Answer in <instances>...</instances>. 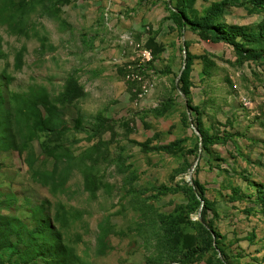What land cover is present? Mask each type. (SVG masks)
Returning <instances> with one entry per match:
<instances>
[{
    "label": "rangeland",
    "instance_id": "374dc122",
    "mask_svg": "<svg viewBox=\"0 0 264 264\" xmlns=\"http://www.w3.org/2000/svg\"><path fill=\"white\" fill-rule=\"evenodd\" d=\"M223 4L231 43L174 24ZM36 218L73 264H264V0H0V264Z\"/></svg>",
    "mask_w": 264,
    "mask_h": 264
},
{
    "label": "trees",
    "instance_id": "16d2710c",
    "mask_svg": "<svg viewBox=\"0 0 264 264\" xmlns=\"http://www.w3.org/2000/svg\"><path fill=\"white\" fill-rule=\"evenodd\" d=\"M224 6V4L216 6V10L210 12L206 18V21L201 25H197L188 21L178 9L173 12V21L174 24L178 27V29L182 32H186L187 29H190L191 32L194 34L211 36L213 40L217 43H231L229 37L227 38L225 34H223L222 32H220V30L214 27V19L218 17L219 13L222 12ZM6 126H9V123H6ZM201 135L203 137L202 146H200L199 143L193 151V154L197 159L200 155V149H206L209 144L208 136L202 131ZM157 150H159V148ZM195 186L198 187L197 182L194 183L193 187ZM202 201L206 203L205 199L201 200V204ZM207 211L208 209L204 207L201 214L200 225L204 231V236L206 237V240H208V243L212 245L215 241L213 239L212 225L206 217ZM36 221L38 225L36 229L33 230L32 234H35L37 232L42 233L44 236V241L46 243H50V248L45 246H37L35 242H32L30 249L21 254V259L25 262H28V259L32 260L34 257H36V259H42L44 264H73V261L76 260V257L67 246L63 245L60 242V235L58 234V232H53L49 222L47 223L45 219L41 218L38 220L36 218ZM42 248H45V250L42 251ZM39 252L43 253L38 255ZM219 261L222 264L226 262L222 261L221 259H219Z\"/></svg>",
    "mask_w": 264,
    "mask_h": 264
},
{
    "label": "water",
    "instance_id": "95a60500",
    "mask_svg": "<svg viewBox=\"0 0 264 264\" xmlns=\"http://www.w3.org/2000/svg\"><path fill=\"white\" fill-rule=\"evenodd\" d=\"M186 52V49L184 48V53ZM181 74H183V72H181ZM179 79H180V77H179ZM179 79H178V81H177V84H178V82H179ZM183 95V94H182ZM183 97H184V99H186V97L183 95ZM186 103H187V100H186ZM192 128H193V130L197 133V135L199 136V138H200V146H202V142H203V137H202V135H201V133L199 132V130L193 125V122H192ZM200 158H201V155H199V157H198V161L200 160ZM198 161L195 163V165H194V168H196L197 166H198ZM190 182H191V184H192V186H194V179H193V176L191 175V177H190ZM203 205H204V202L202 201V208H203ZM202 208H201V210H200V214H199V217H200V219H201V214H202Z\"/></svg>",
    "mask_w": 264,
    "mask_h": 264
},
{
    "label": "built area",
    "instance_id": "2783aa9c",
    "mask_svg": "<svg viewBox=\"0 0 264 264\" xmlns=\"http://www.w3.org/2000/svg\"><path fill=\"white\" fill-rule=\"evenodd\" d=\"M244 105H248L247 101L245 99H243Z\"/></svg>",
    "mask_w": 264,
    "mask_h": 264
}]
</instances>
